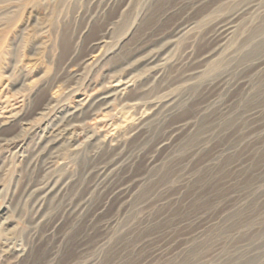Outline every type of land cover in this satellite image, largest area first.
I'll return each instance as SVG.
<instances>
[{
	"label": "rangeland",
	"instance_id": "374dc122",
	"mask_svg": "<svg viewBox=\"0 0 264 264\" xmlns=\"http://www.w3.org/2000/svg\"><path fill=\"white\" fill-rule=\"evenodd\" d=\"M2 120L0 264H264V0H0Z\"/></svg>",
	"mask_w": 264,
	"mask_h": 264
},
{
	"label": "bare ground",
	"instance_id": "6f19581e",
	"mask_svg": "<svg viewBox=\"0 0 264 264\" xmlns=\"http://www.w3.org/2000/svg\"><path fill=\"white\" fill-rule=\"evenodd\" d=\"M93 47V46H92ZM92 50V49H91ZM118 81H120V80H118ZM86 101V99L84 98L82 101H80V102H78L77 103V105H80V106H83V105H81L83 102H85ZM98 102V101H97ZM94 103H92V102H88L87 104H85L84 106H85V108H84V110L82 109L81 111L83 112V111H85L84 113H88V111H90V109H92V106H94L93 105ZM137 105V104H136ZM97 106V105H96ZM43 107V106H42ZM45 109V108H44ZM79 109V108H78ZM40 111V110H39ZM44 111V110H43ZM93 111H95V110H93ZM39 113V112H38ZM79 113H81V112H79ZM15 114V113H14ZM13 114V115H14ZM40 114V113H39ZM71 114V113H70ZM83 116V115H82ZM74 118L76 117V115L75 116H73ZM89 119V118H88ZM3 123H7V121H4V120H2V122H0V125L1 124H3ZM19 123V122H18ZM70 124V123H69ZM64 126V125H63ZM64 128V127H63ZM18 130V129H17ZM62 133V132H61ZM18 134H19V132H18ZM59 134H60V132H59ZM10 137V136H9ZM0 139H2V138H0ZM3 139H5V138H3ZM16 139V138H15ZM59 139V138H58ZM3 142V141H2ZM14 144V143H13ZM26 145V144H25ZM23 148V147H22ZM34 148V147H33ZM41 190V189H40Z\"/></svg>",
	"mask_w": 264,
	"mask_h": 264
}]
</instances>
